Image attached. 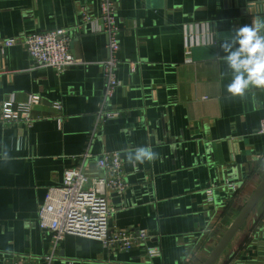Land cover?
I'll use <instances>...</instances> for the list:
<instances>
[{
	"label": "crops",
	"instance_id": "1",
	"mask_svg": "<svg viewBox=\"0 0 264 264\" xmlns=\"http://www.w3.org/2000/svg\"><path fill=\"white\" fill-rule=\"evenodd\" d=\"M112 1L119 85L103 104L100 0H0V43L17 41L0 46V108L37 98L26 120L0 114V264H202L264 178V87L229 93L233 75L220 47L264 21V0ZM206 25L214 44L187 56L186 28L200 38ZM59 29L69 31L77 60L61 74L20 42ZM101 110L119 116L102 124ZM140 148L153 157L130 161ZM109 152L120 153L127 186L108 195L109 227L146 231L144 246L158 257L140 245L122 252L73 236L55 246L38 228V210L64 172L84 166L101 178L96 161ZM215 264H264V197Z\"/></svg>",
	"mask_w": 264,
	"mask_h": 264
},
{
	"label": "built area",
	"instance_id": "2",
	"mask_svg": "<svg viewBox=\"0 0 264 264\" xmlns=\"http://www.w3.org/2000/svg\"><path fill=\"white\" fill-rule=\"evenodd\" d=\"M116 6L112 0H100V22L102 32L107 38L108 56L101 62L102 75L106 89L102 102L107 103L114 95L119 82L115 76L117 54L119 52V30L115 24ZM83 21L91 23V18L84 16ZM188 28V27H187ZM185 36V54L195 46L213 45L214 37L206 25L204 34L195 38L187 32ZM29 57L41 67L50 68L57 74L77 63L71 53V38L69 31L59 29L54 31L34 33L24 36L21 40ZM14 39L3 40L2 48L15 46ZM37 98H31L27 104H17L8 101L2 104L0 114L6 122L26 120L30 107ZM98 118L102 124L119 116L117 112L101 110ZM258 134L264 135V119L261 120ZM88 153L84 154V158ZM96 168L103 175L101 178H89L85 167L68 169L64 172L62 185L48 190L43 204L38 210V228L52 235L53 244L57 246L66 236L81 237L101 242L106 248L122 252L130 251L140 245L148 257L160 256L158 248L144 246L149 235L144 230L113 231L109 227L111 210L108 206V195L114 193L120 196L126 189L121 155L118 152L104 153L96 161ZM228 188L235 190L234 186ZM207 202H213L212 188L207 191Z\"/></svg>",
	"mask_w": 264,
	"mask_h": 264
},
{
	"label": "clouds",
	"instance_id": "3",
	"mask_svg": "<svg viewBox=\"0 0 264 264\" xmlns=\"http://www.w3.org/2000/svg\"><path fill=\"white\" fill-rule=\"evenodd\" d=\"M220 47L233 75L229 93L242 96L251 86L264 87V21L254 20L239 28ZM152 157L153 153L140 148L129 155V160L142 163Z\"/></svg>",
	"mask_w": 264,
	"mask_h": 264
},
{
	"label": "water",
	"instance_id": "4",
	"mask_svg": "<svg viewBox=\"0 0 264 264\" xmlns=\"http://www.w3.org/2000/svg\"><path fill=\"white\" fill-rule=\"evenodd\" d=\"M187 32L189 33V28H187ZM264 197V178L255 192L252 194L250 199L247 201L243 209L234 219L232 224L227 228L226 232L223 234L217 245L214 249L209 253L208 257L202 264H215L217 260L220 258L222 253L225 251L233 237L243 226L253 209L259 204V202Z\"/></svg>",
	"mask_w": 264,
	"mask_h": 264
}]
</instances>
